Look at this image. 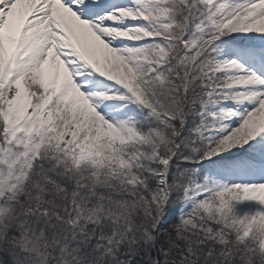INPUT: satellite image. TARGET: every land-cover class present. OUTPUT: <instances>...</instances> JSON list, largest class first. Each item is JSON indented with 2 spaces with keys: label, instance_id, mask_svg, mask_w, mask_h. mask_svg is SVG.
Instances as JSON below:
<instances>
[{
  "label": "snow or ice",
  "instance_id": "1",
  "mask_svg": "<svg viewBox=\"0 0 264 264\" xmlns=\"http://www.w3.org/2000/svg\"><path fill=\"white\" fill-rule=\"evenodd\" d=\"M0 264H264V0H0Z\"/></svg>",
  "mask_w": 264,
  "mask_h": 264
}]
</instances>
